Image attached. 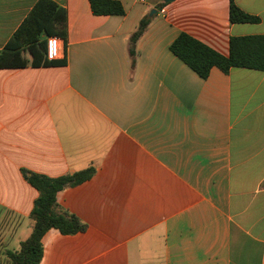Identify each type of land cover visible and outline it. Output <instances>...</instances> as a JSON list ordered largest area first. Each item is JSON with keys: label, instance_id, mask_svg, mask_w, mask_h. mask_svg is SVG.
Wrapping results in <instances>:
<instances>
[{"label": "crops", "instance_id": "1", "mask_svg": "<svg viewBox=\"0 0 264 264\" xmlns=\"http://www.w3.org/2000/svg\"><path fill=\"white\" fill-rule=\"evenodd\" d=\"M38 1L0 0V51ZM52 1L67 12L54 64L41 35L0 68V262L32 233L25 172L93 167L57 195L87 230L48 231L40 264H264V71L205 80L170 50L186 33L229 56L232 37L264 35V0H116L113 16ZM231 3L259 21L231 23Z\"/></svg>", "mask_w": 264, "mask_h": 264}, {"label": "trees", "instance_id": "2", "mask_svg": "<svg viewBox=\"0 0 264 264\" xmlns=\"http://www.w3.org/2000/svg\"><path fill=\"white\" fill-rule=\"evenodd\" d=\"M95 16L123 15L124 9L116 0H89ZM259 19L243 12L234 3L230 6L231 23H257ZM148 24L143 19L134 33L131 43L135 44ZM57 36L67 38V12L52 0H39L19 30L12 36L5 48L0 51V68L21 66V54L26 48L35 47L39 37ZM42 47L43 44L41 43ZM171 52L180 58L202 79H207L213 68L228 73L231 68H246L264 71V35L232 37L229 56H223L194 37L181 33L170 47ZM133 53V47L131 48ZM46 46L44 55L47 59ZM39 60L38 55H34ZM34 61L32 64H35ZM54 64L53 61L49 62ZM95 169L76 172L59 178H48L34 173H26L27 181L38 190L39 197L31 213L33 228L30 237L23 241L19 251H6L5 259L9 264H40L43 258L42 239L52 230L63 235H75L87 230L81 220L61 208L57 201L59 192L79 186L93 178Z\"/></svg>", "mask_w": 264, "mask_h": 264}, {"label": "built area", "instance_id": "3", "mask_svg": "<svg viewBox=\"0 0 264 264\" xmlns=\"http://www.w3.org/2000/svg\"><path fill=\"white\" fill-rule=\"evenodd\" d=\"M46 52L47 58L52 61L58 52L57 37H49L46 40Z\"/></svg>", "mask_w": 264, "mask_h": 264}, {"label": "rangeland", "instance_id": "4", "mask_svg": "<svg viewBox=\"0 0 264 264\" xmlns=\"http://www.w3.org/2000/svg\"><path fill=\"white\" fill-rule=\"evenodd\" d=\"M0 264H8V262L6 261V259H4L2 262H0Z\"/></svg>", "mask_w": 264, "mask_h": 264}, {"label": "water", "instance_id": "5", "mask_svg": "<svg viewBox=\"0 0 264 264\" xmlns=\"http://www.w3.org/2000/svg\"><path fill=\"white\" fill-rule=\"evenodd\" d=\"M166 3L173 2L174 0H164ZM156 12V11H154Z\"/></svg>", "mask_w": 264, "mask_h": 264}]
</instances>
